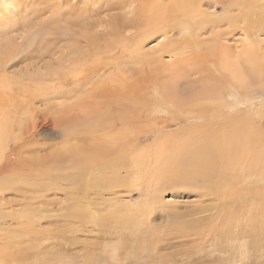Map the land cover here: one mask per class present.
Masks as SVG:
<instances>
[{"label": "rangeland", "instance_id": "rangeland-1", "mask_svg": "<svg viewBox=\"0 0 264 264\" xmlns=\"http://www.w3.org/2000/svg\"><path fill=\"white\" fill-rule=\"evenodd\" d=\"M95 1L6 0L5 6L17 9L0 20V43L9 33L19 46L16 57L0 66V78L10 82L14 105L22 100L23 90L32 107H42L43 112L51 101L64 100L61 92L67 95L65 91L75 85L61 84L63 77L60 81L58 76L63 69L43 68L50 54L55 56L78 35L81 40L82 29L88 28L96 61L108 66L94 68L98 72L88 83L95 86L109 78L106 82L123 91L122 109L106 112L113 115L109 120L113 118L116 128L105 134L115 136V147L123 144L125 149L111 155L107 167L96 168L89 180L77 177L79 169L66 173L60 163L56 167L50 163L53 150L71 137L68 134L88 131L92 125L79 122L74 131L72 124L68 126L72 132L66 129L71 121L59 120L57 128L51 127L53 132L43 128L36 133L39 145L32 140L25 149L9 152L7 170L0 171V264H264V61L257 55L247 57L249 61L242 57L245 39L264 38V0H199V17L207 22L195 18L197 25L187 23L198 47L186 39L189 35L177 15L166 21L168 38L162 40L158 33L143 41L142 49H154V56L160 57L157 62L143 54L129 57L130 50L113 35L122 26L131 27L127 33L121 29L130 38L128 45L138 37L140 30L131 25L136 2L121 9L122 0ZM98 21H110L116 29L94 27ZM220 50L242 57L244 66L223 69ZM173 59L179 64L171 69L166 65ZM115 66L124 72L121 82L114 80ZM39 83L50 85L51 104L33 99ZM81 88L77 97L87 93ZM104 106L99 104L98 110ZM138 154L143 161L134 167L132 157ZM28 158L27 168L38 171L32 176L13 167ZM34 159L41 161L39 168ZM52 167L62 180H53L58 171ZM99 170L101 178L111 171V181L99 179Z\"/></svg>", "mask_w": 264, "mask_h": 264}, {"label": "bare ground", "instance_id": "bare-ground-1", "mask_svg": "<svg viewBox=\"0 0 264 264\" xmlns=\"http://www.w3.org/2000/svg\"><path fill=\"white\" fill-rule=\"evenodd\" d=\"M213 1L216 3L219 2V0H213ZM95 2L105 3V2H107V0H104V1L103 0H96ZM121 2H122L121 4L118 3V5H119L118 7H120L121 9L128 7V3H131V2H136L138 4V9H133L134 19L132 20V24H131L132 27L140 30V34L138 35V37L134 36L131 40L132 42H129V45H128V39H130V38L126 37V35L121 32V31H123L121 29H124V31H126V33H127L131 29V27L127 28V27L119 26V29L117 31L116 28L111 27V24L109 23L110 21L108 23L98 21L99 24L94 25V27H96V26L107 27L108 26L112 29H116V31L113 30L114 31L113 35L117 36V40H120V42H122L121 47L126 46L130 50L129 57L136 58V56L143 54L145 56L143 58L148 59L149 61L160 59V57L158 58V57L154 56V53H153L154 49H152L151 52H147L146 50L144 51L142 49L143 48V41L145 39H150L152 37H155L156 34H158V33L161 35L162 40H165L166 38H168L167 33H169V30H168L167 26H165L166 21H168V19H171V18H177V15H179V18H177V22L180 23V25L185 29L186 33L189 35V38L186 37V39H189L191 46H193L195 48L198 47L197 40H195V38H194L195 33H194V35L190 34V32L188 31L190 27L188 26L187 23L190 24V20H192L191 22L192 23L194 22V24L197 25L195 22V18L200 23H206L207 22L205 19L199 17L200 14L202 13V11H200V9H202L201 8L202 2L199 3V0H177L176 3L174 2V0H122ZM5 4H8V3H6V0H0V20L1 19L3 20V18H7L10 14H12V12H14L15 9H17L16 7L14 9L13 7L11 8V7L5 6ZM106 4H108V3H106ZM178 5H182V6H178ZM109 6L112 8V6H114V5L110 4ZM178 8H181V9H178ZM190 13H193L194 16H192ZM118 21H120V20H118ZM253 26H254V24H253ZM255 26L254 27L257 28V26H260V25L255 24ZM191 27H192V25H191ZM260 28H261V26H260ZM262 29L264 30L263 27H262ZM262 29H259V31ZM82 30H83V32L81 31L82 32L81 37L83 38V39L81 38L82 41L78 40L80 35H78L77 38L72 39L71 41H68L67 46H64V48H61L56 53L54 52L55 56L53 55V53L50 54V62L46 63L44 65L45 67L43 68V70H46L47 68H49L50 71L55 69V68H57L56 70H58L59 68L63 69V70L59 69L60 72L58 70V72L61 75V76H58V78L60 79V77H63V80L60 79V81L62 80L61 84L63 86L66 85V88H67V85L72 84V83H73L72 85H75V86L72 87L71 89H69L67 92L65 91V93L67 95H64V93H62V92H61V94H62V97L64 98V100L66 98L69 100L73 99L72 103H70V104H67L66 102L64 103L63 102L64 100L63 101L60 100V103L59 102L56 103L54 101L49 100V97H48L49 93L47 94V92H48L47 89L50 88V85H48V87H49L48 88V87H45V83H43V84L39 83V85L37 87H35L36 89L33 90L32 93L30 92L31 95L33 94V96H32V97H34L33 99H36L39 101L40 100H44V101L47 100V102L49 100V101L53 102L52 105L48 106L51 103H49V102L45 103L43 101L45 104H48L47 105L48 107L44 108V112L42 111L43 110L42 107L39 108L38 105H37V107L39 109L32 107L34 105V104L32 105V103H31L32 99L30 97H28V95H26V94L24 95L25 90H23L21 92L22 93L21 94L22 100L20 102L19 101L17 102L19 104L14 105V102H15L14 98L15 97L8 91L11 88V87H9L10 82L8 81V79L2 80L3 77L0 78V163L2 161L4 163V164H2V166L0 165V167H1L0 171L1 172H4L7 170V166H8L7 163L8 162L6 163V160H7L6 155L9 152L12 154V153L18 152L20 149H22V150L25 149V147H26L25 145L28 144L32 140L35 141L34 137L36 136V133H38L39 130L43 131L42 130L43 128L47 129L46 130L47 133H50L51 131L53 132L52 129H53V127H56L55 126L56 122L58 121V123H59V120L60 121L64 120L68 123L70 121L72 122L71 125H67V126H66V124L65 125L63 124L64 127L65 126L67 127L66 128L67 130L73 129V128L70 129L71 127L68 128V126L74 127L73 125H75L76 127L73 129L75 131V129L78 127L79 122H80V124H82L84 126H85V124H88L89 126L92 125V126H90V128H88V131L81 130L78 133H77V131L74 132L75 135L68 134V136H71V137L69 139L62 140L60 145H58V147L53 150L55 153H53V152L52 153L54 154L55 157H54V159L51 157L53 159V162L50 161V163H54L55 167L57 166V163H60L58 167L62 170H66V173H68L69 169H79V171H77L76 173H78L80 176H77V177H80V178L84 177V178H87L89 180L90 176H92V174L95 173L94 171L96 168L100 169L101 167H107L108 160L110 161L111 159H113V158L110 159L111 155L117 156V154H121L124 151L125 145H123V144L121 146L115 147V141H117V140H115V136L106 135L107 132L112 131L113 129L116 128V124L112 121L113 118H112V120H109L111 118V116H113V115H110V114L108 115L106 112L112 113L113 110L122 109V107L124 106V103L122 101V92L123 91H119L116 85H114V84L110 85L109 82H106L109 80V78H108V80H104V81H101L100 83H97L95 86L93 85V83H90V84L88 83L90 81V79L98 72V71L95 72V69L99 70V69H101L100 67H108V66L105 65V63H103V62L99 63L98 61H96V56H98V55H97V53H95L96 47H94V45H93L95 43V40H92V38H91V36H92L90 34L91 31L88 28H86V29L83 28ZM198 30H200L199 27L197 28V30L195 28V32ZM253 32H254V29H253ZM260 32H262V31H260ZM20 33L22 34V32H20ZM24 33H25V31L23 32V34ZM21 34H18L19 38L21 37ZM131 34H133V33H131ZM10 35H9V33H7V37L4 38V43H0V66H3L8 61H10L13 57H16L17 48L19 45L16 42V36L11 38ZM254 37L255 36H253V39H254ZM253 39H251V40L245 39V41L243 40L244 43H242L243 44L242 46L244 47L245 53H244V56H242V57H246V60L249 61V59L247 57L250 58V55H254V56L257 55L261 59H263V61H264V38H260L261 40H259V41H255ZM113 47H114L113 49H115L117 46H113ZM109 49L110 48H108V50ZM123 50H125V49L123 48ZM122 51L120 52V54L123 53ZM220 51L222 53V58H223L222 63H221V67L223 69L225 68L227 70L230 69L231 71L236 70L235 68L238 69V67L241 65L240 59L242 57L234 56L231 53L226 52L225 50H220ZM99 52L101 53V50L98 51V54H99ZM180 52L181 51H179V53ZM92 56L95 58L94 59L91 58L90 60H88V57H92ZM51 57H53V60H51ZM261 59L258 58V60H261ZM160 61H162V60H160ZM171 61L167 62L166 66H169V67H171V69H173L174 65L178 63V60L173 59V61L172 62ZM251 61H253V60H251ZM154 62H157V60ZM226 62H228L229 67L225 64ZM163 64H166V63H163ZM242 66H244V65H241L239 67V69H241ZM175 67H177V65ZM115 69L117 70L116 71V75H117L116 77L118 79L116 78L114 80L115 81L120 80V82H121L123 79V76H121L122 75L121 73H124V72L121 71L119 69V67H117V66H115ZM164 71L166 72L169 70L164 69ZM218 72L222 73L219 70H218ZM124 76L126 77L125 74H124ZM44 78L49 79L47 77H43V79ZM53 80L54 79H52V81ZM127 80H128V78L126 79V81ZM111 82H114V81H111ZM51 83H53V82H51ZM35 84L37 85V83H35ZM58 84H59V82H58ZM131 84H132V82H131ZM58 86L60 87L61 85H58ZM81 86L83 87V89L81 88L83 90V92H85L84 88L87 89L86 90L87 93H85V94L82 93L83 96L81 94L79 97H77L78 89ZM51 87L54 88L53 84L51 85ZM45 88H46V91H45ZM66 88H63V89H66ZM54 91H55V89H54ZM60 91L61 90L59 88V92ZM63 92H64V90H63ZM27 93H29V92H27ZM57 93H58V90H57ZM78 93H80V92H78ZM53 96L56 97V93ZM76 97H77V99H76ZM92 97H93V99L95 98L94 100H96V101H94V100L92 101ZM96 97H98L99 100H97ZM196 97H197L196 100L199 99L200 102L203 101V99H204L203 97H201V98H198V96H196ZM209 98H210V96H209ZM57 99H59V98H57ZM106 99L107 100L109 99L108 100L109 102H107V101L105 102ZM75 100H76V102H75ZM83 102L85 103V107H84V105L81 104ZM104 102L107 103V105L105 104L106 106H104V104H103ZM37 103L39 104L40 102H37ZM99 104L100 105L102 104L104 106L103 111L98 110ZM207 105H210V104H207ZM41 106H42V104H41ZM212 108H214V107H212ZM208 112L212 113V111H208ZM43 113H45V114H43ZM13 116L14 117L16 116V119H15L16 122L13 126L11 125V127H10V125L8 123L11 122V120L13 119ZM59 116H63V118L61 119ZM210 119H212V118H210ZM122 124H123V121H122ZM98 125H99V128L101 129V131L98 130L99 129ZM51 127H52V129H51ZM73 130H72V132H73ZM15 132H17V135L12 134ZM100 132H102V133H100ZM62 135H64L63 132H62ZM43 136H45V135H43ZM46 137H48V136H46ZM63 139H65V138H63ZM35 142H34V144L37 143V142L36 143ZM32 143H30V144H32ZM41 143H44V142H41ZM111 143L113 144V147H110ZM57 144H54V145L52 144V145L56 146ZM116 145H117V143H116ZM42 146H43V144H42ZM32 147H33V149H35L33 144H32V146H30V148H32ZM49 149H51V148H49ZM155 149H158V148H155ZM160 149H159V151H160ZM155 152L157 154L158 150L157 151L155 150ZM160 152L158 153L159 155L161 154ZM43 155H44V153H43ZM47 155H49V154H47ZM47 155H45V156H47ZM24 156H26V155H24ZM140 156H141V154H138L137 156L132 157V162H133L134 167H138V165L140 163V159H141ZM142 156H144L143 153H142ZM157 156L158 155H156V157ZM156 157H154V158H156ZM160 157L162 158V155ZM65 158H66V161L62 162ZM47 159L50 160V158H48V157H47ZM160 160H162V159H160ZM17 163L18 164L16 166H13V167L17 168L18 171L26 172L28 175H31V176L34 174H37V172H38L36 170L34 171L31 168H27L26 164H28V163L30 164L29 158L25 159L23 163H20V162H17ZM34 163H35V166L37 168H39L38 164H40L41 161L37 162L34 159ZM13 165H15V164H13ZM114 165L112 163V166H114ZM118 166L120 167V165H118ZM44 168H45V166H44ZM52 168H54V167H52ZM55 170L58 171L57 169H55ZM111 171L109 172V174L111 173ZM57 174L59 175V171L56 172V178L53 179L54 181L55 180L57 181L58 179H60V178H58ZM60 174H61V172H60ZM109 174L107 176L108 178L107 177L101 178L103 176V174L101 173V170H99L97 175H99V177H98L99 179H101L105 182V181H111V178H110L111 174H110V176H109ZM54 175L55 174H53V176H52L53 178H54ZM81 175H82V177H81ZM61 176H62V174H61ZM192 176H193L194 182L197 181L196 180L197 176L195 174H193ZM69 178L71 179L72 177H69ZM47 179H49V178H47ZM63 179H65V181H62V182H66V178H63ZM70 179H68V181ZM60 180H62V179H60ZM74 181H75V179H74ZM76 182L77 181H75V182L72 181L71 183L75 184ZM78 183H80V182H78ZM63 185H67V183L66 184L63 183Z\"/></svg>", "mask_w": 264, "mask_h": 264}]
</instances>
